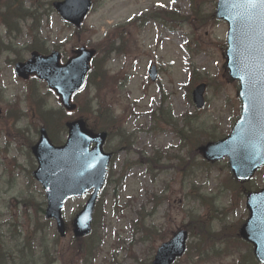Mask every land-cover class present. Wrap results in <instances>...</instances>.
Listing matches in <instances>:
<instances>
[{
    "label": "rangeland",
    "instance_id": "1",
    "mask_svg": "<svg viewBox=\"0 0 264 264\" xmlns=\"http://www.w3.org/2000/svg\"><path fill=\"white\" fill-rule=\"evenodd\" d=\"M31 1L40 6L51 0H22L23 15L37 14ZM216 1L94 0L80 30L67 28L50 14L51 30L44 39L47 51L56 47L67 57L79 45L97 44L105 49L109 34L118 40L124 36V45L129 47L126 53L108 56L107 62L97 57L89 90L73 100L87 126L100 129L101 123L112 129L104 147L114 153L112 176L94 211L93 235L83 240L72 236L70 223L86 197L66 203L64 238L57 237L54 222L36 210L44 194L31 178L36 161L28 145L35 143V132L43 126L42 110L55 120L65 118L57 96L46 84L37 79L23 81L13 73V62L25 59L33 45L41 44L29 33L32 19L15 24L20 30L16 39L14 34L9 39L0 24V257L8 258V264L31 261L28 244L35 247V258L45 253L46 260H53L50 264H149L160 240L181 228L193 236L189 254L175 264H237L247 246L251 250L236 236L248 215L241 190L262 187L264 168L251 181L232 180L234 185L229 181L228 186L225 179L231 175L226 159L209 165L194 152L211 131L217 137L227 135L240 110L237 82L225 68L227 24L214 18ZM171 9L178 15L162 13ZM144 13L160 14L143 21ZM9 15L4 12L1 20ZM152 63L158 68L154 81L147 74ZM104 71L114 83L97 90ZM200 82L206 83V104L197 111L190 94ZM70 116L67 120L79 117ZM110 116L117 120L114 125ZM165 118L168 124L161 122ZM48 128L53 131L54 144L65 140L66 131L58 122H49ZM180 128L184 135L176 137ZM127 165L133 166L126 170ZM149 193L163 199L151 213L149 203L141 209ZM28 202L31 207L24 205ZM151 220L164 228L157 236ZM100 238L102 245L91 263L86 251L97 249Z\"/></svg>",
    "mask_w": 264,
    "mask_h": 264
},
{
    "label": "water",
    "instance_id": "2",
    "mask_svg": "<svg viewBox=\"0 0 264 264\" xmlns=\"http://www.w3.org/2000/svg\"><path fill=\"white\" fill-rule=\"evenodd\" d=\"M90 6V0L54 3L61 18L75 26L80 25ZM216 16L229 22L226 65L229 75L239 79L242 112L229 137L201 146L200 150L208 160L228 154L231 170L237 177L244 178L264 164V0H219ZM94 54V49L76 48L73 56L61 65L57 51L50 55L32 52L31 57L16 65L15 70L24 78L35 74L45 80L59 96L61 104L73 109L75 105L70 103L71 96L84 85ZM203 91V85H199L193 92L198 108L204 105ZM66 127L67 142L57 147L52 146L44 129L40 131L39 141L31 148L38 161L33 175L47 195L45 216L56 219L60 235L64 233L60 215L64 201L93 187L91 197L73 222L74 235L81 236L90 229L94 200L104 182L109 156L102 153L100 147L105 139L104 133L95 135L87 131L81 119L67 122ZM92 141L96 146L88 151ZM246 196L250 215L239 228V234L253 244L257 261L264 264V189ZM186 235L182 229L177 231L170 241L160 246L151 264H170L176 256L182 255Z\"/></svg>",
    "mask_w": 264,
    "mask_h": 264
},
{
    "label": "trees",
    "instance_id": "3",
    "mask_svg": "<svg viewBox=\"0 0 264 264\" xmlns=\"http://www.w3.org/2000/svg\"><path fill=\"white\" fill-rule=\"evenodd\" d=\"M108 52V51H107ZM107 52H105V54H107ZM64 118H66L67 116L63 115ZM246 262H249V264H257L253 258H250L248 257V260ZM239 264H245V262L243 260H241L240 258V261H239Z\"/></svg>",
    "mask_w": 264,
    "mask_h": 264
}]
</instances>
